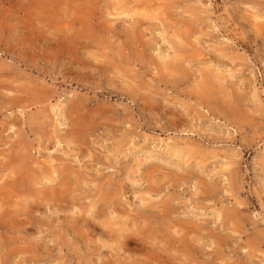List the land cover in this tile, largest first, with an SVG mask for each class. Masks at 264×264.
Returning a JSON list of instances; mask_svg holds the SVG:
<instances>
[{
	"label": "rangeland",
	"instance_id": "374dc122",
	"mask_svg": "<svg viewBox=\"0 0 264 264\" xmlns=\"http://www.w3.org/2000/svg\"><path fill=\"white\" fill-rule=\"evenodd\" d=\"M0 264H264V0H0Z\"/></svg>",
	"mask_w": 264,
	"mask_h": 264
}]
</instances>
